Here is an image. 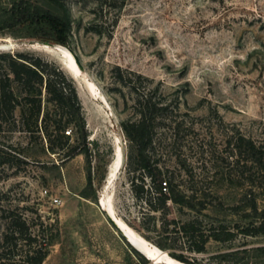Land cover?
I'll return each instance as SVG.
<instances>
[{"label":"rangeland","instance_id":"374dc122","mask_svg":"<svg viewBox=\"0 0 264 264\" xmlns=\"http://www.w3.org/2000/svg\"><path fill=\"white\" fill-rule=\"evenodd\" d=\"M27 10L64 20L67 32L61 36L46 22L27 19ZM40 37L63 38L65 44L46 42L75 52L101 97L95 99L74 81L56 56L33 49L30 44L43 41ZM0 38V46L9 47L0 53L39 57L58 66L72 82L85 119L84 124L77 118L68 123L66 110L47 102L43 88L39 114L36 106L22 105L14 120L3 121L0 239L5 218L14 213L36 219V231L40 225L46 228L49 256L43 264H166L139 255L99 206L101 196L111 193L120 219L143 238L148 235L152 241H147L159 249L161 213H154L153 232L145 234L140 219L146 206L132 184L135 172L126 165L131 144L123 129L139 119L138 100L151 92L170 105V119L179 128L164 158L167 165L181 173L183 191L192 187L219 196L220 202L205 213L237 233L230 241L211 240L202 254L172 244L164 251L184 253L198 264H264V235L245 236L238 229L260 223L245 215L250 207L244 195L253 186L228 178L222 163L227 134L258 137L264 129V0H0ZM44 125L51 142L40 129ZM70 128L72 137L65 135ZM117 141L124 148L125 164L107 191ZM75 149L86 152L69 159ZM147 187L153 184L147 182ZM45 190L59 197L61 206L54 207ZM257 193L263 211L264 188ZM170 209L169 219L190 218Z\"/></svg>","mask_w":264,"mask_h":264},{"label":"trees","instance_id":"16d2710c","mask_svg":"<svg viewBox=\"0 0 264 264\" xmlns=\"http://www.w3.org/2000/svg\"><path fill=\"white\" fill-rule=\"evenodd\" d=\"M25 12L27 19L46 22L56 32H60L61 36L68 30V24L51 13L39 10ZM39 40H43L42 43L52 41L65 44L63 38L40 37ZM6 58L10 61L6 62L4 60ZM48 67H51V70H48ZM43 88L48 98L47 102H55L63 111L66 110L63 114H67L68 123H72L76 118L82 124L85 123L75 88L58 66L39 57L35 59L24 54L7 56L0 53V132L3 121L14 120L15 111L22 105L32 108L36 106L37 113L41 112ZM138 104L139 119L128 121L123 125V129L131 144L126 165H131L135 172L132 184L136 188L137 197L146 206L140 219L143 232L145 234L153 232L151 224L156 219L154 213H161V230L164 235L156 245L162 251L172 244L188 252L202 254L206 252L207 244L211 240L216 242L233 240L237 234L235 231L205 213L214 202H220L219 196L192 187L183 191L179 181L181 173L167 165L164 159L179 135V128L177 130V126L174 127L170 119V105L163 102V99H154L151 92L141 96ZM157 120L159 123H156ZM43 122L45 123V116L42 124ZM57 124L55 130L59 132L62 119ZM40 129L48 142H51L49 127L44 125ZM160 130L162 132L159 133ZM225 144L222 163L226 167L227 177L238 178L253 186L244 195L243 200L250 207L249 213L245 215L260 219V223H250L247 227L238 229L245 236L264 235V210L260 211L257 205V190L264 188V129L258 137L247 136L240 131L227 134ZM51 148L49 147V151ZM85 152L75 149L68 158L72 159ZM4 160L6 163L10 162L6 158ZM88 181L90 186V176ZM136 182L139 184L135 185ZM147 182L152 183L153 188L149 189ZM171 206L178 212L189 215L190 218L186 221L169 219ZM5 220L6 228L0 239V264H43L49 256L46 228L40 225L36 231L34 229L38 226L36 219L29 221L22 215L14 213H9ZM144 238L152 241L148 235ZM169 255L184 264H198L190 261L184 253Z\"/></svg>","mask_w":264,"mask_h":264},{"label":"bare ground","instance_id":"6f19581e","mask_svg":"<svg viewBox=\"0 0 264 264\" xmlns=\"http://www.w3.org/2000/svg\"><path fill=\"white\" fill-rule=\"evenodd\" d=\"M2 42V40H0ZM36 42V41H34ZM40 45V46H39ZM42 45V46H41ZM50 43H42L38 42L37 46L34 49H41L43 51H47L54 56H56L60 61L61 64L64 65V67H72L74 72V78H72L74 81L79 80L87 92L94 97L95 99H98L101 97V92L99 91L98 87H96L95 83L89 79L87 76L86 70H82L79 65L77 64V58L79 56L70 50L67 47L63 46H51ZM8 46H2L1 48ZM12 47V46H11ZM11 51V50H9ZM5 52V51H1ZM81 60V59H80ZM77 78V79H76ZM107 104V103H106ZM125 164V153L124 148L121 145L119 141L116 142L115 147V153L112 163L109 166L108 174H107V180L105 189L108 191V189L119 179L122 170L124 169ZM111 194V193H110ZM107 193L103 194L101 196L99 206H101L102 211L106 214L109 221L112 223V226L116 229L118 233H120V236L125 235L127 239L130 241L128 242L126 239H123L141 256H143L145 259L154 262V263H166V264H181L177 260L172 259L167 252L160 251L156 247H154L152 244H150L147 240H145L140 234H138L133 228H131L129 225H127L120 217L117 215L114 202L112 200V196ZM131 243V244H130ZM140 252H138V251Z\"/></svg>","mask_w":264,"mask_h":264},{"label":"water","instance_id":"95a60500","mask_svg":"<svg viewBox=\"0 0 264 264\" xmlns=\"http://www.w3.org/2000/svg\"><path fill=\"white\" fill-rule=\"evenodd\" d=\"M0 40H2V38H0ZM31 45V47L34 49L36 46H37V43H31L30 44ZM15 46L17 47V44H15ZM0 47H2V46H0ZM13 50V49H12ZM76 58H77V64L79 65V67L82 69V70H84L85 71V69H84V66H83V64H82V61L80 60V58H78L77 56H76ZM61 61H62V59H61ZM63 66V69L70 75V77L71 78H74V72H75V70L72 68V67H70V66H68V67H64V65H62ZM99 203H100V200H99ZM122 237L124 238V239H126L128 242H130L128 239H127V237H125V235H122ZM131 244V243H130ZM138 251V250H137ZM138 252H140V251H138ZM141 253V252H140ZM142 254V253H141ZM143 255V254H142ZM144 256V255H143ZM180 262V261H179ZM181 263V262H180ZM181 264H184V263H181Z\"/></svg>","mask_w":264,"mask_h":264},{"label":"built area","instance_id":"2783aa9c","mask_svg":"<svg viewBox=\"0 0 264 264\" xmlns=\"http://www.w3.org/2000/svg\"><path fill=\"white\" fill-rule=\"evenodd\" d=\"M65 135L68 136V137H72L73 136V129H67L65 131ZM49 194V191L48 190H45L44 191V195H48ZM49 196V195H48ZM50 200H51V203L54 207H59L61 206L62 204V200L59 198V197H54V196H49Z\"/></svg>","mask_w":264,"mask_h":264},{"label":"crops","instance_id":"0c3cea01","mask_svg":"<svg viewBox=\"0 0 264 264\" xmlns=\"http://www.w3.org/2000/svg\"><path fill=\"white\" fill-rule=\"evenodd\" d=\"M81 156H82V155H79L78 157H81ZM83 189H84V187H83ZM69 193L72 194V195L75 196V197L81 198V197L78 196L77 193L74 192V191L69 190ZM81 199H83V198H81Z\"/></svg>","mask_w":264,"mask_h":264}]
</instances>
